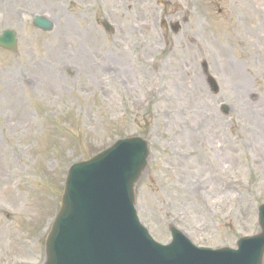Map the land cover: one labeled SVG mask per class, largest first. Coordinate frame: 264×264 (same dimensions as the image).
I'll list each match as a JSON object with an SVG mask.
<instances>
[{
    "label": "rangeland",
    "instance_id": "obj_1",
    "mask_svg": "<svg viewBox=\"0 0 264 264\" xmlns=\"http://www.w3.org/2000/svg\"><path fill=\"white\" fill-rule=\"evenodd\" d=\"M5 29L18 55L0 48V264H43L69 168L132 136L151 150L135 195L155 241L175 226L196 246L236 248L259 232L264 0H0Z\"/></svg>",
    "mask_w": 264,
    "mask_h": 264
},
{
    "label": "water",
    "instance_id": "obj_2",
    "mask_svg": "<svg viewBox=\"0 0 264 264\" xmlns=\"http://www.w3.org/2000/svg\"><path fill=\"white\" fill-rule=\"evenodd\" d=\"M32 24L46 32L54 29L42 16ZM0 47L17 52L13 30L2 32ZM211 85L218 92L213 81ZM148 156L147 143L134 137L71 167L46 241L45 264H263L264 205L259 234L241 239L237 250L196 248L175 229L170 246L155 244L134 210L135 186Z\"/></svg>",
    "mask_w": 264,
    "mask_h": 264
},
{
    "label": "bare ground",
    "instance_id": "obj_3",
    "mask_svg": "<svg viewBox=\"0 0 264 264\" xmlns=\"http://www.w3.org/2000/svg\"><path fill=\"white\" fill-rule=\"evenodd\" d=\"M63 29H64L65 31H70V30L72 29V26H71L70 24H65ZM85 39H86V38H85ZM85 42H86L87 44H90L91 46H96L95 39H94V37H93L92 35H90V36L86 39ZM183 47H185V48L187 47L186 50H187L188 52H193L195 49H200V46L197 45L196 42H192L190 46H189V45H184ZM78 48H79V47L77 46V50H79ZM75 49H76V48H75ZM125 49H126V48H125ZM126 50H127V49H126ZM116 53H117L116 55H119L120 58L123 57L124 62L121 61L122 65H124V63H125V59H126L127 62H128V53H127L126 51H123V49H122V50L119 49ZM182 53H185V52H184V51H181V54H182ZM80 63L83 64V66L85 67L84 69H88V62H87V60H86V56H84V55H82V54H81V56H80ZM130 66H131V69H128V70H134V69H135V66L133 65V63H131ZM160 67H161V66H159V68H160ZM186 68H188V65H187V64L184 65V69H186ZM115 70L118 71V68H115ZM128 70L125 69V70H124L125 73H129ZM186 74L188 75L189 73H186ZM128 75H129V74H128ZM199 79H200V78H199ZM40 81H42V82H43V81L46 82V81H48V80H45V76H44V80H43V78H42ZM198 86H199V85H198ZM194 135H195V133H194Z\"/></svg>",
    "mask_w": 264,
    "mask_h": 264
}]
</instances>
